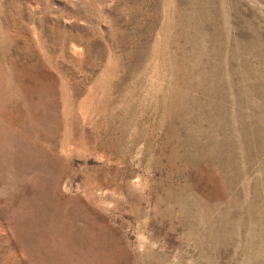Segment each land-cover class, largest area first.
<instances>
[{
	"label": "rangeland",
	"instance_id": "374dc122",
	"mask_svg": "<svg viewBox=\"0 0 264 264\" xmlns=\"http://www.w3.org/2000/svg\"><path fill=\"white\" fill-rule=\"evenodd\" d=\"M0 264H264V0H0Z\"/></svg>",
	"mask_w": 264,
	"mask_h": 264
}]
</instances>
